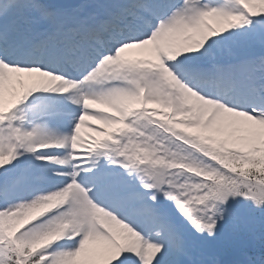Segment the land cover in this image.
Masks as SVG:
<instances>
[{"label":"snow or ice","instance_id":"obj_1","mask_svg":"<svg viewBox=\"0 0 264 264\" xmlns=\"http://www.w3.org/2000/svg\"><path fill=\"white\" fill-rule=\"evenodd\" d=\"M0 264H264V0H0Z\"/></svg>","mask_w":264,"mask_h":264},{"label":"rangeland","instance_id":"obj_2","mask_svg":"<svg viewBox=\"0 0 264 264\" xmlns=\"http://www.w3.org/2000/svg\"><path fill=\"white\" fill-rule=\"evenodd\" d=\"M133 52H136V51H135V50H130L128 53H126V55L131 54V53H133ZM91 138H94V139L99 140V139H98V138H99L98 136H94V135H92ZM100 139H103V138H100Z\"/></svg>","mask_w":264,"mask_h":264}]
</instances>
